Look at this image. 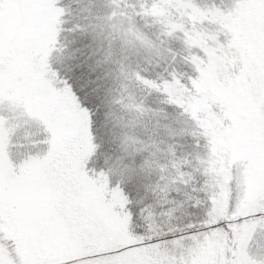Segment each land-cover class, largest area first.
<instances>
[{"label":"snow or ice","instance_id":"1","mask_svg":"<svg viewBox=\"0 0 264 264\" xmlns=\"http://www.w3.org/2000/svg\"><path fill=\"white\" fill-rule=\"evenodd\" d=\"M0 264H264V0H0Z\"/></svg>","mask_w":264,"mask_h":264},{"label":"rangeland","instance_id":"2","mask_svg":"<svg viewBox=\"0 0 264 264\" xmlns=\"http://www.w3.org/2000/svg\"><path fill=\"white\" fill-rule=\"evenodd\" d=\"M71 38V37H70Z\"/></svg>","mask_w":264,"mask_h":264}]
</instances>
